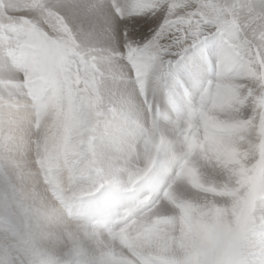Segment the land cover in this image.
Wrapping results in <instances>:
<instances>
[{"label": "clouds", "instance_id": "obj_1", "mask_svg": "<svg viewBox=\"0 0 264 264\" xmlns=\"http://www.w3.org/2000/svg\"><path fill=\"white\" fill-rule=\"evenodd\" d=\"M0 264H264V0H0Z\"/></svg>", "mask_w": 264, "mask_h": 264}, {"label": "snow or ice", "instance_id": "obj_2", "mask_svg": "<svg viewBox=\"0 0 264 264\" xmlns=\"http://www.w3.org/2000/svg\"><path fill=\"white\" fill-rule=\"evenodd\" d=\"M153 22H142V21H138L137 25L133 26L132 32L130 33V35H132L133 37H143L147 34V29L149 27H151Z\"/></svg>", "mask_w": 264, "mask_h": 264}]
</instances>
